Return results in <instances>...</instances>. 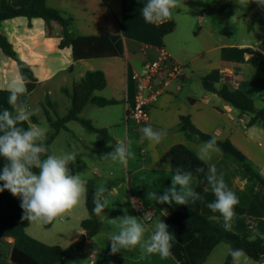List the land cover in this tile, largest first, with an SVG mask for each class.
<instances>
[{
  "label": "crops",
  "instance_id": "crops-1",
  "mask_svg": "<svg viewBox=\"0 0 264 264\" xmlns=\"http://www.w3.org/2000/svg\"><path fill=\"white\" fill-rule=\"evenodd\" d=\"M26 2L27 0H0V10H6L9 5L19 8ZM46 2L64 18L72 19L70 28L75 37H118L124 49L121 57L75 61L70 47L60 48L63 38L60 23H46L40 18L29 21L24 17L0 23V32L9 40L17 57L32 66L37 79L36 89L41 85L46 87V99L52 95L49 84L56 78L62 79L59 91L63 94V88L71 89L87 72L102 71L107 80L106 88L94 94L118 101L117 104L106 107L88 103L80 115L90 120L96 128L107 130L111 138L109 142L101 145L97 134L89 133L76 121H70L67 123V130H61L49 146L50 154L76 151L75 162L68 165L71 174H80L86 185L91 180H95L96 187L101 183L110 185L111 192L110 205L104 210L105 216H98L101 223L99 232L94 237L87 238L82 253L64 264H79L83 256L91 258L89 264H185L172 254L161 258L159 254L142 252L138 246L131 251L121 250L111 254V242L107 240V234L112 226L108 219L125 215V209L128 215L141 219L147 225L154 224L159 218L166 223L170 218L172 212L169 209H158L154 200L147 199V194L156 192L162 195L171 187L172 172L163 166L166 163L172 165L174 146L184 145L197 156L199 147L204 142L187 137L181 130V117L190 118L201 132L210 136L215 134L217 140L231 142L264 179V125L261 122L249 125L253 114L242 113L219 95L206 91L202 85L205 76L218 70L221 83L217 88L224 85L240 88L252 98L257 93L264 100V41L261 39L253 44H226L219 32L210 29L211 26L205 30L191 25L185 33L177 34V24L171 34H177L175 37H163L159 29L161 23H145L141 15V9L147 0ZM228 9L233 15V8L229 6ZM225 10L226 4L221 5L219 11ZM146 45L152 48L145 49ZM160 47L165 48L185 68L149 108V123L136 126L126 120L134 91L130 75L138 71L146 60L156 59L157 49ZM254 61L261 63L254 65ZM17 72L16 61L0 50V90H8L9 83ZM36 89L26 94L28 106ZM49 101L50 105L45 101L46 107H56L61 111L60 117H64L71 107L67 96L59 104ZM255 107L261 109L256 104ZM29 123L37 124L38 121ZM148 125L154 129H166L167 137L160 144L152 145L147 140H142L140 129ZM129 140L131 151L135 154L134 159H129L126 164H119L103 158L114 150L116 143H127ZM59 142H63V145L56 149ZM212 162L216 164L218 172L224 174L229 188L238 196L237 207L244 210L243 214L236 213L229 230L236 234L251 232L264 238V186L256 179H251L241 162L231 155L222 151L213 153ZM197 184L198 180L195 178L192 184L194 190ZM214 199L207 184L201 214L215 221H223L218 212L213 213L207 207ZM145 212L152 213L151 221L144 218ZM89 217L84 199L52 224L30 223L27 234L47 245L68 248L87 236L81 224ZM7 242L12 244L13 240L8 239ZM227 246H230L227 240L217 245L204 264H224L228 255ZM243 254L245 257H240L238 264H264V257L259 262H254L244 252ZM0 264H13L10 255L0 257Z\"/></svg>",
  "mask_w": 264,
  "mask_h": 264
},
{
  "label": "trees",
  "instance_id": "trees-1",
  "mask_svg": "<svg viewBox=\"0 0 264 264\" xmlns=\"http://www.w3.org/2000/svg\"><path fill=\"white\" fill-rule=\"evenodd\" d=\"M24 17L29 21L40 18L46 23L58 22L63 27V38L60 42V48L70 47L75 61L91 60L99 58L121 57L124 54L123 46L118 37H75L71 32L72 19H66L62 14L47 5L46 0H27L22 7L16 8L8 6L6 10H0V23L6 20ZM176 23L173 20L166 21L159 25L161 35L166 37L174 32ZM0 50L8 57L16 61L18 71L27 77L26 94L32 93L37 86V79L34 70L30 64L19 59L9 40L0 32ZM254 65L261 61H254ZM221 83V75L218 70H214L202 79L203 88L211 93L219 95L225 102L229 103L235 109L245 114H253L249 125L261 122L264 125V108L257 109L254 99L247 95L242 89L224 85L217 88ZM264 87V79L262 81ZM107 80L102 71L87 72L81 81L74 84L71 89L63 88L62 92L71 101V107L64 117H51L46 110V116L49 125L53 129L48 139L45 141L49 149L50 144L56 138L61 130H67V123L76 121L89 133L97 134L101 145L109 142L111 138L107 130L96 128L90 120L82 118L80 115L88 103L98 107L115 105L118 101L107 99L95 95L96 91H102L106 88ZM9 90H0V110L11 106L8 104ZM47 103L51 102L47 99ZM32 123H37V119L32 118ZM29 121L23 122L21 126L27 128ZM181 130L189 138L207 141L212 136L198 130L190 118L181 117ZM220 150L228 155L235 157L241 162L245 172L251 179L264 186V179L254 169L249 159L238 150L229 141L217 140ZM50 154V150H49ZM5 161L0 158V169L3 168ZM183 167L185 170L192 171L194 177L198 180L195 191L205 196L207 181L203 173L197 174V167H205L197 156L184 145L174 146L172 149V167ZM3 182H0L2 185ZM86 207L89 212V219L82 222L81 227L87 233L79 241L68 248L59 246H50L39 240L30 237L27 234V228L30 222L22 219L23 210L20 207L21 200L14 197L9 191L0 193V244L3 247L0 257L10 255L13 247L18 248L27 255L31 256L39 264H64L67 260L75 258L82 253L87 238L94 237L101 226L98 216L93 213V193L96 190L95 180L87 183ZM110 189V185L106 186ZM202 200L195 204L187 205L158 204V209H169L172 212L170 218L166 221L169 231L176 237L173 243L171 254L179 261L185 264H204L214 248L221 242L227 240L232 249L242 250L251 260L259 262L264 257V238L254 234H236L225 230L224 221H215L201 214ZM235 213L243 214L244 210L235 207ZM12 239L13 243L7 242ZM12 245V248L10 247ZM231 255H227L224 264H231Z\"/></svg>",
  "mask_w": 264,
  "mask_h": 264
},
{
  "label": "clouds",
  "instance_id": "clouds-1",
  "mask_svg": "<svg viewBox=\"0 0 264 264\" xmlns=\"http://www.w3.org/2000/svg\"><path fill=\"white\" fill-rule=\"evenodd\" d=\"M238 2L242 4L244 0ZM256 2L264 7V0ZM180 4L181 0H147L141 9V15L145 23H164L172 18L173 11L179 8ZM26 83L27 77L17 72L8 86V104L11 110L8 108L0 110V158L5 161L3 168L0 169V182H3L0 185V193L7 190L14 197L20 198L23 220L48 225L86 199L87 187L81 175H72L68 167L70 163L75 162L76 151L49 154L45 143L47 129L37 124H30L27 128L21 126L38 111L29 108L26 102ZM140 131L141 139L147 140L150 145L160 144L168 134L166 129H154L151 125L141 128ZM220 151L215 134L202 142L197 159L206 165V169L197 167L195 172L205 175L215 197L207 207L213 213L218 212L221 215L223 227L228 230L230 222L236 215L235 207L239 204V198L229 188L224 174L218 172L216 164L212 162V154ZM103 158L114 163L126 164L129 159L135 158L134 152L131 151V141L116 143L114 150ZM163 167L172 172L171 187L162 195L148 192L147 199L158 204L175 202L177 205L195 204L196 201L203 199L192 187L195 179L192 171L180 166L173 168L170 163ZM110 196V190L103 183L96 187L92 210L95 215L105 216L104 210L110 205ZM134 202L135 199L133 204ZM124 211L125 215L108 219L112 226V230L107 234V240L111 242V254L119 253L121 250L131 251L138 246L142 252L159 254L161 258L171 255L176 237L169 231V226L165 222L159 218L154 224L147 225L141 219L128 215L127 209ZM227 254L231 255L233 264H238L243 251L227 246ZM87 261L83 264H87Z\"/></svg>",
  "mask_w": 264,
  "mask_h": 264
},
{
  "label": "rangeland",
  "instance_id": "rangeland-1",
  "mask_svg": "<svg viewBox=\"0 0 264 264\" xmlns=\"http://www.w3.org/2000/svg\"><path fill=\"white\" fill-rule=\"evenodd\" d=\"M223 4H226V10L220 12L219 9ZM229 6L234 10L233 15L228 11ZM172 19L177 24V34L185 33L191 25L197 28H204L205 30H208V27L211 26L210 29L212 30L213 28L216 32H219V36L223 38L226 44L235 42L253 44L261 39L264 41V7L260 6L256 0H249V2L244 0L242 4L238 0H181L180 7L173 11ZM177 34L172 36L170 34L168 37L172 38ZM251 80L253 81V79ZM60 84L63 83L59 77L49 84L52 93L49 100L58 104L65 97L59 91ZM45 90L46 87L41 85L30 97L31 104L29 108L38 109V111L30 117L29 121L31 122L32 118L37 119V125L47 129L48 137L53 132V129L48 123L45 112L46 110L49 111L51 117L56 119L60 117L61 111H58L56 107L52 109L46 107ZM253 98L258 108H264V100L257 93H254ZM62 145L63 142H59L55 148L57 149ZM10 247L12 248V245ZM2 250L3 247L0 244V252ZM241 257H245V255L243 254ZM90 260V257L83 256L79 264H83L85 261L89 264Z\"/></svg>",
  "mask_w": 264,
  "mask_h": 264
},
{
  "label": "built area",
  "instance_id": "built-area-1",
  "mask_svg": "<svg viewBox=\"0 0 264 264\" xmlns=\"http://www.w3.org/2000/svg\"><path fill=\"white\" fill-rule=\"evenodd\" d=\"M144 48L152 47L146 45ZM157 52L156 59L146 60L138 71L130 75L134 91L126 120L136 126L149 123V108L185 68V65L177 62L165 48L160 47ZM144 218L151 221L153 215L151 212H145Z\"/></svg>",
  "mask_w": 264,
  "mask_h": 264
},
{
  "label": "water",
  "instance_id": "water-1",
  "mask_svg": "<svg viewBox=\"0 0 264 264\" xmlns=\"http://www.w3.org/2000/svg\"><path fill=\"white\" fill-rule=\"evenodd\" d=\"M10 260L13 264H39L31 256L16 247H13L10 252Z\"/></svg>",
  "mask_w": 264,
  "mask_h": 264
}]
</instances>
